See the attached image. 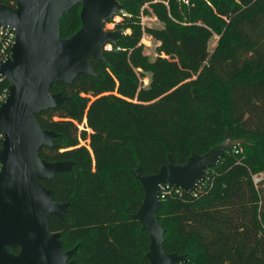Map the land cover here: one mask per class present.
<instances>
[{"label": "trees", "instance_id": "trees-1", "mask_svg": "<svg viewBox=\"0 0 264 264\" xmlns=\"http://www.w3.org/2000/svg\"><path fill=\"white\" fill-rule=\"evenodd\" d=\"M118 1L125 14L105 23L123 34L105 49L107 62L91 59L98 75L53 83L52 92L71 98L35 115L58 134L39 156L73 162L41 180L55 201L68 203L50 230L65 250L76 246V264H149L148 233L131 217L144 193L133 170L155 173L168 154L183 163L228 130L243 142L193 192L160 199L163 249L185 253V264H264V0ZM144 5L163 23L146 28L159 42L153 60L134 17ZM79 11L64 12L61 37L80 28ZM209 14L222 28L212 50ZM144 71H151L147 87Z\"/></svg>", "mask_w": 264, "mask_h": 264}, {"label": "water", "instance_id": "water-1", "mask_svg": "<svg viewBox=\"0 0 264 264\" xmlns=\"http://www.w3.org/2000/svg\"><path fill=\"white\" fill-rule=\"evenodd\" d=\"M80 5L81 26L61 37L60 19L64 12ZM122 8L118 0H15L0 2V26L15 31L10 56L0 63V75L9 82V95L0 105V264H76V246L65 250L60 233L49 228L51 217L62 218L67 202H57L41 180L54 178L72 168L71 160L48 161L39 156L42 146H52L57 132L41 126L36 114L63 105L71 95L52 92L53 83H72L78 75L97 76L91 59L107 62V44H115L122 29L105 28ZM243 139L226 130L221 142L204 154L191 153L183 163L170 154L155 173H144L141 166L133 175L143 188V198L131 214L141 230L148 233L145 254L149 264H185V253L163 249L165 229L159 222L163 184L184 194L193 191L208 168ZM8 248H16L13 253Z\"/></svg>", "mask_w": 264, "mask_h": 264}, {"label": "rangeland", "instance_id": "rangeland-1", "mask_svg": "<svg viewBox=\"0 0 264 264\" xmlns=\"http://www.w3.org/2000/svg\"><path fill=\"white\" fill-rule=\"evenodd\" d=\"M178 1L186 3V4L188 3V0H186V1L178 0ZM145 6L146 5H144L142 7H138L137 8L138 11L134 17H135V22L137 24H139V26L141 27V30H142V36L140 39V44L142 45V47L144 49V53L147 54L148 58L150 60H153L157 55L156 46L159 44V42L147 32L146 28H161V27H163V23L152 12H150V10L144 11ZM124 14H125V12L123 10H120L116 14V16L124 15ZM209 18L213 19V22H212L213 30L211 33V37L208 40V49L212 50L213 47L215 46V44L217 43L220 35H221L220 31L222 28L220 27L218 22L215 20V18L212 17L210 14H209ZM110 23H112V22L105 23V27L106 28L111 27ZM105 48H107V50H109L108 49L109 44H107L105 46ZM110 49H112V45L110 46ZM142 74H143L141 77L142 86L147 87L150 83L151 71H144ZM78 128L83 129L84 127L82 124H79ZM86 130H87V132H90L89 129H86ZM79 142H80V144L84 145L87 143V140L86 139H80ZM259 175L261 176V174H259Z\"/></svg>", "mask_w": 264, "mask_h": 264}, {"label": "built area", "instance_id": "built-area-1", "mask_svg": "<svg viewBox=\"0 0 264 264\" xmlns=\"http://www.w3.org/2000/svg\"><path fill=\"white\" fill-rule=\"evenodd\" d=\"M184 1H186V0H184ZM0 2H4V3H7L9 5H15V0H1ZM14 42H15V31L13 29L7 27V26L6 27L0 26V63L2 61L6 60L10 56L11 48H12ZM110 46H111V44H109L108 49H110ZM8 95H9V82L3 76L0 75V105L7 99ZM3 139H4V136L0 132V150L2 148ZM1 166L2 165L0 163V171H1ZM259 179H260V177L258 175L253 176V181L255 183L258 182ZM200 183H202V182H200ZM199 184H198V186H199ZM193 191H191V192H193ZM171 192L179 193V194L183 193L180 189H178L172 185L163 184L160 187V192H159L160 199L162 197H164L165 195L170 194Z\"/></svg>", "mask_w": 264, "mask_h": 264}]
</instances>
